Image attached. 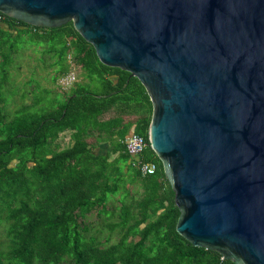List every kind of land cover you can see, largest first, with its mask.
Returning a JSON list of instances; mask_svg holds the SVG:
<instances>
[{"label": "water", "instance_id": "water-1", "mask_svg": "<svg viewBox=\"0 0 264 264\" xmlns=\"http://www.w3.org/2000/svg\"><path fill=\"white\" fill-rule=\"evenodd\" d=\"M0 14L71 22L103 65L135 77L177 233L234 264H264V0H0Z\"/></svg>", "mask_w": 264, "mask_h": 264}, {"label": "trees", "instance_id": "trees-1", "mask_svg": "<svg viewBox=\"0 0 264 264\" xmlns=\"http://www.w3.org/2000/svg\"><path fill=\"white\" fill-rule=\"evenodd\" d=\"M23 37L37 47L51 43L43 53L56 55L61 76L70 72L71 55L86 82L49 104L36 89L27 104V92L11 82ZM15 94L19 104L11 101ZM107 114L111 118L103 120ZM151 116L141 83L103 65L71 22L45 29L4 16L0 264H234L177 233L181 213L147 138ZM67 130L73 145L59 149L55 142ZM131 133L147 142L140 160L156 165L154 175L142 177L133 166L124 144ZM91 137L112 151L97 154Z\"/></svg>", "mask_w": 264, "mask_h": 264}, {"label": "crops", "instance_id": "crops-1", "mask_svg": "<svg viewBox=\"0 0 264 264\" xmlns=\"http://www.w3.org/2000/svg\"><path fill=\"white\" fill-rule=\"evenodd\" d=\"M20 30H26V29L20 28ZM21 45H23L24 48L23 51H20L19 57L15 58L17 70L14 71V75L11 78L12 80L11 82H12V86L15 89L22 88L23 91L27 92V97L25 99V102L27 104L31 103L32 100L31 93L37 92L36 89L39 91L38 93L41 100L46 103L48 102L50 103V100L54 98H62L66 94L70 93L71 90L75 88L78 84H84L86 82L82 76L80 79L76 80V82L72 86L68 88L69 89L68 91L61 92L57 85H59L61 78L64 76H61L60 66H58L56 63L57 62L56 55L51 52L45 53L46 56H44L45 59L44 61H42L41 67L38 66L35 62L34 65L32 64V62L31 64H27L30 63L28 61L31 60L32 58L31 56L33 55L31 51L35 50L37 52L43 53L45 46L42 44V46L37 47L35 44L33 43L31 44L28 38L25 37H23V42L21 43ZM19 59L20 60L22 59L20 63H19L20 61ZM66 64L70 66V72L67 75L69 74L75 75L74 71L77 66L74 65L71 55L67 56ZM23 66H25V68H28L30 71H28L27 73L25 72V74H22L21 70ZM75 76L77 78V75ZM18 97L19 95L17 96L15 94V96L11 101L19 104ZM109 118H111V114H107L106 117L103 118V120H108ZM129 120L132 121L134 119L129 118ZM72 136H73L72 131L67 130L61 133L59 135V138L56 140L55 145L59 149H66L68 147H71L73 145ZM94 138L95 137H91L89 139V142L95 145L96 147L95 151L97 152V154L110 153L112 151V147H110L108 142L97 144ZM103 138H107V136H104Z\"/></svg>", "mask_w": 264, "mask_h": 264}, {"label": "built area", "instance_id": "built-area-1", "mask_svg": "<svg viewBox=\"0 0 264 264\" xmlns=\"http://www.w3.org/2000/svg\"><path fill=\"white\" fill-rule=\"evenodd\" d=\"M4 19V15L0 14V22ZM76 82L74 74H69L61 78L60 85L62 89L69 88ZM127 153L133 159V166L140 172L142 177L152 176L156 172V165L153 163L143 162L140 156L147 147L145 139L138 135H130L124 142Z\"/></svg>", "mask_w": 264, "mask_h": 264}, {"label": "rangeland", "instance_id": "rangeland-1", "mask_svg": "<svg viewBox=\"0 0 264 264\" xmlns=\"http://www.w3.org/2000/svg\"><path fill=\"white\" fill-rule=\"evenodd\" d=\"M44 46H45V51H47V50H50V48H51V43L50 42H47V43H45L44 44ZM31 53L33 54L31 57V60L30 61H28V62H30V63H27V64H31V62H32V64L34 65L35 63L38 65V66H42V61H44V56H46L45 55V53H41V52H37V51H35V50H33V51H31ZM48 57V56H47ZM20 60V59H19ZM22 60V59H21ZM21 60L19 61V63L21 62ZM35 62V63H34ZM23 65H24V63H23ZM77 66V65H76ZM24 68V69H23ZM25 69H26V71H25ZM28 71H30L28 68H25V66H23L22 67V70H21V73L22 74H25V72L27 73ZM75 75H77V78H76V80H78V79H80L81 77H82V75H81V71H80V69L78 68V66L76 67V69H75ZM76 77V76H75ZM58 86V88H59V90L61 91V92H66V91H68L69 89L68 88H65V89H62V87H61V85H60V83H59V85H57ZM10 109V111H11V107L9 108ZM131 118H133L134 120H135V117L133 116V117H131ZM91 220H96L95 219V216H93L92 218H91Z\"/></svg>", "mask_w": 264, "mask_h": 264}]
</instances>
